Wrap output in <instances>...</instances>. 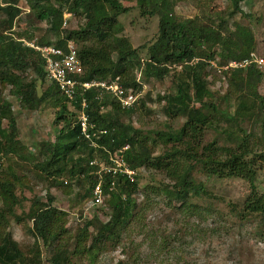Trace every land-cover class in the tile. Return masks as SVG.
Instances as JSON below:
<instances>
[{
	"label": "trees",
	"instance_id": "obj_1",
	"mask_svg": "<svg viewBox=\"0 0 264 264\" xmlns=\"http://www.w3.org/2000/svg\"><path fill=\"white\" fill-rule=\"evenodd\" d=\"M21 1L0 0V87H10V96L17 98L24 110H54L53 123L59 129L53 143L39 145L36 160L20 143L12 104L2 98L0 90V159L13 156L24 163L35 162L40 173L53 179L56 187L68 186L71 182L78 183V187L84 186L83 192L78 194V201L83 206L93 198L92 192L99 180L95 174L97 167L90 166L91 161L106 162L108 153H117L127 145L122 159L135 172L132 179L123 175H102L103 205L110 212L109 218L101 222L94 216L85 221L77 237L81 238L79 243L88 241L89 245L80 248L78 254L84 253L93 263L103 245L106 242L119 243L132 224L140 235L153 237V253L163 254L159 264H183L177 256L179 253L171 248L173 244L168 237L154 232L147 234L144 216L151 205L139 206L134 197L140 191L137 177L142 168L155 170L171 184L158 188V193L155 188L148 190L157 196L159 193L163 195L168 206L176 203L185 211H189L190 199L211 195L194 179L195 169L206 178L242 180L248 183L250 193L241 206L230 205V213L242 222L260 218L264 223V191L257 186L258 172L264 167V149L254 151L258 143L264 147V137L259 140L247 136L243 127L264 115V97L257 92L262 74L255 63L224 69L228 87L220 99L215 98L219 101L217 104L213 102L214 94L207 89L203 76L211 62L216 61V48L220 50L218 56L226 67L228 62L241 64L253 60L250 55L253 54L254 38L248 27L233 24L234 30L231 31L220 17L207 20L205 24L196 18L180 21L173 8L182 0H136L140 14L158 17L157 37L148 48H140L146 50V58L141 60L137 50L122 36L123 27L118 19L128 12L123 0H24L55 40L52 43L41 39L37 41L38 45L52 44L63 48L67 41L74 43L82 68L79 81H105L118 77L124 88L131 89L139 87L135 83L134 70H139L145 80L160 81L172 76L173 93L162 98L164 113L172 118H184L185 123L178 131L167 126L164 131L156 133L152 142L160 141L170 147L161 155L152 156L151 148L137 138L131 126L121 121L133 113L134 105L124 109L115 98L96 89L83 96L92 136L90 140L81 136L75 114L80 109V98L74 108H70L56 86L46 79L39 54L18 41H31L33 35L24 32L15 36L13 33ZM222 1L227 3L226 16L229 19L241 13L239 6L246 0ZM64 14L82 17L84 22L76 29L63 28ZM173 67H180V70L172 75ZM27 70H31L35 78L28 79L25 76ZM47 81L49 84L39 94L38 88ZM233 100L235 107L231 111ZM210 129L219 138L204 142L203 137ZM223 138L228 145L221 144ZM0 197L6 206L15 202L11 183H0ZM53 202L48 195L46 203H32L29 212L31 233L35 240L50 248L47 264H69L68 252L57 246L61 236L68 237L67 230L60 227L66 223L67 216L55 208ZM82 214L81 220L85 219ZM89 229L91 235H88ZM130 245H126L125 251H129ZM34 249L29 264H43L39 248ZM22 256L10 237L3 238L0 264H18ZM130 258L135 261L133 254ZM117 264H128V261Z\"/></svg>",
	"mask_w": 264,
	"mask_h": 264
},
{
	"label": "rangeland",
	"instance_id": "obj_2",
	"mask_svg": "<svg viewBox=\"0 0 264 264\" xmlns=\"http://www.w3.org/2000/svg\"><path fill=\"white\" fill-rule=\"evenodd\" d=\"M122 4L128 9V12L118 19L123 27L122 36L128 39L133 49L137 50L139 58L145 60L146 50L140 48L142 46L148 48L157 37L158 17L140 14L136 0H123ZM19 8L20 15L15 21L13 33L15 36L24 32L33 35L31 41L20 39L19 42L36 44L41 39L55 42L46 25L37 20L36 12L31 10L24 0L20 2ZM239 8L241 13L228 19L226 16L228 6L222 0H182L175 4L173 11L180 21L196 18L205 24L207 20L220 17L231 31L234 30L233 24L248 27L254 38L252 55L257 62L256 68L262 74V82L257 87V92L264 97V0H246ZM70 17L67 25L69 28L76 29L84 22L82 17ZM219 52L220 50L216 48L214 56L216 61L210 64L213 68L209 67L203 73L206 87L214 94L213 102L216 104L219 101L215 98L220 99L228 87L227 76L223 73L227 64L220 60ZM179 70L180 67H176L172 75ZM133 75L139 87L130 88L138 98L133 104V113L129 117L122 118L121 121L131 126L137 138L151 148L152 156H159L170 146L165 147L160 141L153 143L154 135L164 131L167 126L173 131H178L185 123L184 118H172L164 113L165 101L162 98L173 93L172 76L159 81L143 79L139 70H134ZM25 76L28 79L35 78L31 70H27ZM47 84L48 81L38 88L39 94ZM0 90L2 98L12 104L11 110L15 117L20 143L37 160L39 145L53 143L57 135L59 127L54 126L53 123L55 111L42 108L37 111L24 110L20 101L10 96V87L4 89L0 87ZM230 107L233 111L234 100ZM3 123L6 127V122ZM243 127L247 136H255L261 140L264 137V115H261L257 121L244 124ZM217 138H219L218 134L210 129L205 133L203 140L209 142ZM221 144L228 145L225 138L222 139ZM263 149V144L258 143L254 151L260 152ZM258 173L257 186L263 192L264 167ZM193 177L197 183H202L206 192L211 195L190 199L187 204L189 211H185L179 209V204L176 203L168 206L163 195L159 193L157 196L153 191L148 190L155 188L157 191L163 185L170 184L165 177L151 168H142L139 171L137 178L140 191L134 197L139 206H144L146 203L151 205L144 216L147 234L154 232L159 236L163 234L168 237L170 244H173L171 248L179 253L177 256L182 259L183 264H264L263 221L258 218L242 222L230 213V205L241 206L247 199L250 193L248 183L238 179L206 178L198 169L194 170ZM1 182H9L13 185L16 200L6 206L0 197V243L3 238L10 237L17 244L23 255L18 264H27V262L29 264V260L34 256L35 247L39 248V258L43 264H47L51 256L50 248L44 246L40 240L34 239L31 233L32 221L29 219L32 203H46L48 195L54 200L53 206L65 212L67 216L66 223L60 227L67 230L68 237L61 236L57 246L66 249L69 264H117L124 260L128 261V264H159L162 259V252L153 253V237L140 235L135 225L131 224L127 232L123 233V239L119 243L106 242L94 262L90 263L84 253L78 254V250L87 247L89 242L79 243L81 238L79 239L77 235L86 220L95 216L99 221L105 222L110 212L104 205L85 211L86 202L83 206L78 201V194L83 192L84 186L78 187V183L71 182L68 186L56 187L53 179L45 178V175L40 173L35 162L24 163L13 156L0 159ZM82 212L85 219L81 220ZM91 233L92 230L89 229L88 235ZM130 243L129 251L127 249L125 251L126 245ZM132 254L135 261L130 258Z\"/></svg>",
	"mask_w": 264,
	"mask_h": 264
},
{
	"label": "built area",
	"instance_id": "obj_3",
	"mask_svg": "<svg viewBox=\"0 0 264 264\" xmlns=\"http://www.w3.org/2000/svg\"><path fill=\"white\" fill-rule=\"evenodd\" d=\"M69 18V14H64L63 28L67 26V20ZM23 45L39 54L43 61L46 79L56 86L57 90L70 108H74V105L77 103V98H80V109L76 110L75 114L81 136L86 140H90L92 135L89 133L90 127L85 112L87 107L85 98L83 97L85 93L92 89L99 90L101 94L105 93L115 98L124 109L132 107L137 101L138 97L135 92L132 89L124 88L118 77L107 79L105 81H79V78L82 75V68L77 58L76 46L71 41H67L63 48H59L52 44L42 46L37 43H23ZM250 56L253 58L252 61L246 60L241 64L231 62L224 69H227L228 67H245L250 63H255V65H257L254 56L252 54ZM92 146L95 147L94 144H92ZM127 149L128 146L126 145L117 153H108V159L106 162L97 159L90 162V166L97 167L98 170L95 174L98 176L99 180L93 189V198L87 201L84 206L85 211L99 208L104 204L101 189L103 174L112 177L123 175L129 179L133 178L135 172L130 170L122 159L123 153Z\"/></svg>",
	"mask_w": 264,
	"mask_h": 264
},
{
	"label": "crops",
	"instance_id": "obj_4",
	"mask_svg": "<svg viewBox=\"0 0 264 264\" xmlns=\"http://www.w3.org/2000/svg\"><path fill=\"white\" fill-rule=\"evenodd\" d=\"M61 95V94H60ZM63 98V97H62Z\"/></svg>",
	"mask_w": 264,
	"mask_h": 264
}]
</instances>
